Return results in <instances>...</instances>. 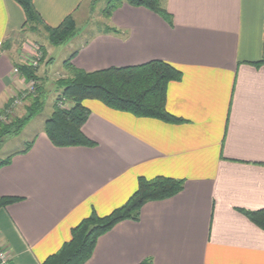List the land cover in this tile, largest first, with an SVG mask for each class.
<instances>
[{
    "label": "crops",
    "instance_id": "crops-1",
    "mask_svg": "<svg viewBox=\"0 0 264 264\" xmlns=\"http://www.w3.org/2000/svg\"><path fill=\"white\" fill-rule=\"evenodd\" d=\"M158 1L168 20L122 3L106 20L109 31L67 41L61 67L68 73L69 60L93 73L169 64L181 77L168 83L165 109L179 121L85 100L81 132L92 145L60 148L44 131L54 105L48 109L36 96L43 107L21 134L34 123L33 132L0 166V198L18 199L0 208V250L9 264H42L82 220L109 215L140 178L157 177L183 188L146 203L137 222H120L99 237L84 264H264V230L245 215L264 210V0ZM32 4L43 27L55 29L68 17L77 30L82 23V0ZM25 23L16 1L0 0L1 111L24 89V72L13 70L28 67L35 50L25 43ZM47 50L39 67L53 65Z\"/></svg>",
    "mask_w": 264,
    "mask_h": 264
},
{
    "label": "trees",
    "instance_id": "trees-1",
    "mask_svg": "<svg viewBox=\"0 0 264 264\" xmlns=\"http://www.w3.org/2000/svg\"><path fill=\"white\" fill-rule=\"evenodd\" d=\"M23 9L26 25L39 23L41 20L36 13L32 0H14ZM105 10V19L122 3L131 7L144 8L168 20V14L161 8L158 0H113ZM52 43H64L73 37L75 24L71 17L66 18L57 28H46ZM113 29V28H112ZM110 29L107 28L106 31ZM115 31V30H114ZM64 41V42H63ZM258 64H264V60ZM64 66L71 80L62 81V96L55 105L50 118L44 124V131L51 143L56 147L91 146L82 134L81 128L86 121L89 111L82 105L85 100H97L111 110L126 112L138 118H151L166 123L179 120L172 117L165 109V92L168 83L178 81L181 74L178 70L161 61H151L146 64L128 67L111 68L93 73H86L74 68L70 61ZM35 70L30 67L19 68L26 80H36ZM22 74V75H23ZM37 89V86H36ZM43 102H36L19 123L8 128L0 129V145L3 137L15 136L41 110ZM67 108H60V105ZM30 148L29 144L21 153ZM10 157L0 163L7 165ZM183 188V182L169 178L157 177L152 180L140 178L135 193L120 208L107 216L98 217L92 213L71 230L70 240L63 244L60 250L48 257L42 264H84L92 255L99 237L109 232L116 224L123 221L137 222L141 208L148 202L162 201L178 194ZM14 198H0V208L17 202ZM245 215L260 229L264 230V210L245 213ZM141 264H153L145 260Z\"/></svg>",
    "mask_w": 264,
    "mask_h": 264
},
{
    "label": "rangeland",
    "instance_id": "rangeland-1",
    "mask_svg": "<svg viewBox=\"0 0 264 264\" xmlns=\"http://www.w3.org/2000/svg\"><path fill=\"white\" fill-rule=\"evenodd\" d=\"M113 0H82V5L78 16H83L82 23L78 25V30L75 25V32L73 37L77 34H82V32H91L95 33L97 31H102L107 29V19H105V10L109 5H112ZM26 30L29 32V38L26 39V45L35 47V50L40 48L51 52L50 63L53 62V65L48 66V63H42L41 66L35 70L36 84L38 85L37 89L33 94H25L26 83H24L22 91H19L15 95L11 96L9 104L7 103L6 107L1 111L0 110V129L3 132V129L8 128L10 132L14 130L10 127L14 123H19L23 120L28 114V108H32L35 103L36 96H42L45 101L46 108L52 107L55 105L56 101L61 98L63 88L60 87L62 81L66 82L71 80V77L65 70L61 67V62L68 57L69 45L67 41L64 43H52L49 38V34L46 32L43 25L36 23L26 25ZM80 36V35H79ZM79 40V39H75ZM75 42V41H74ZM37 46V47H36ZM42 50V51H43ZM42 51H40L42 53ZM32 58V57H30ZM47 61V59H46ZM46 70V71H45ZM40 91V92H39ZM44 95L46 98H44ZM31 99V100H30ZM40 102V100L38 101ZM26 106V107H25ZM68 104L60 105V108H67ZM25 107V110H24ZM15 125V124H14ZM32 129H27L23 134L22 131L26 127L24 126L20 133L13 137L5 138L3 137V143L0 145V163L5 160V158L10 155L12 152L19 149L24 139L26 140L30 134L33 132ZM30 128V127H28ZM20 134V135H19ZM19 135V136H18Z\"/></svg>",
    "mask_w": 264,
    "mask_h": 264
},
{
    "label": "built area",
    "instance_id": "built-area-1",
    "mask_svg": "<svg viewBox=\"0 0 264 264\" xmlns=\"http://www.w3.org/2000/svg\"><path fill=\"white\" fill-rule=\"evenodd\" d=\"M30 60L27 63V66L32 69H37L42 61V53L39 50H34L33 54L31 56ZM13 73L15 75L19 74L18 69H14ZM26 83V89L25 94H33L36 90V81L31 80H25ZM0 264H9V258L6 256V254L0 250Z\"/></svg>",
    "mask_w": 264,
    "mask_h": 264
}]
</instances>
